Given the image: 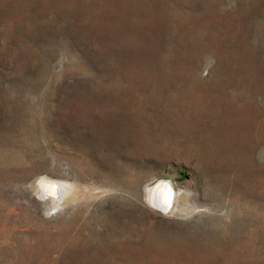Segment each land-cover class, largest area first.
I'll return each mask as SVG.
<instances>
[{
	"label": "rangeland",
	"instance_id": "rangeland-1",
	"mask_svg": "<svg viewBox=\"0 0 264 264\" xmlns=\"http://www.w3.org/2000/svg\"><path fill=\"white\" fill-rule=\"evenodd\" d=\"M24 263L264 264V0H0V264Z\"/></svg>",
	"mask_w": 264,
	"mask_h": 264
},
{
	"label": "bare ground",
	"instance_id": "bare-ground-1",
	"mask_svg": "<svg viewBox=\"0 0 264 264\" xmlns=\"http://www.w3.org/2000/svg\"><path fill=\"white\" fill-rule=\"evenodd\" d=\"M32 187L38 192L39 196L42 199H47L49 197H52V204L56 208L63 204L64 198H66L65 197L66 194L68 196L69 191L72 189L70 182L54 179L45 175L36 177L32 181ZM168 195H171L172 197L170 201L167 199ZM182 196H183L182 193L176 189L173 182L170 179H165V178H160L156 180L155 182L150 184L146 189L147 203L151 206H155L157 208L166 211H173L176 208V204L178 203V200Z\"/></svg>",
	"mask_w": 264,
	"mask_h": 264
},
{
	"label": "snow or ice",
	"instance_id": "snow-or-ice-1",
	"mask_svg": "<svg viewBox=\"0 0 264 264\" xmlns=\"http://www.w3.org/2000/svg\"><path fill=\"white\" fill-rule=\"evenodd\" d=\"M167 199L170 201L172 199L171 195H168Z\"/></svg>",
	"mask_w": 264,
	"mask_h": 264
}]
</instances>
